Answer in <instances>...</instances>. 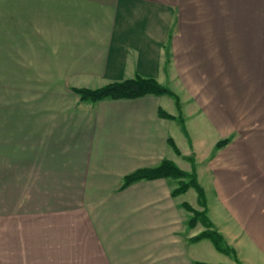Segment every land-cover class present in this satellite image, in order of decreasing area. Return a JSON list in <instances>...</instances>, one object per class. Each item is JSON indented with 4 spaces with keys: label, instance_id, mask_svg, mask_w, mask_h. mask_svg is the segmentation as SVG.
<instances>
[{
    "label": "crops",
    "instance_id": "crops-1",
    "mask_svg": "<svg viewBox=\"0 0 264 264\" xmlns=\"http://www.w3.org/2000/svg\"><path fill=\"white\" fill-rule=\"evenodd\" d=\"M223 1L231 16V0ZM63 2L71 13L59 23L54 45L62 72L46 75V89L35 91L40 102L27 105L24 118L0 121V264L206 263L198 256L211 248L210 240L192 241L204 226L190 227L192 213L184 207L204 208L198 193L193 202L186 199L193 188L174 196L178 179L158 178L121 189L126 175L164 160L189 171L188 157L195 160L210 220L227 240L244 235L254 244L250 255L264 260V41L256 36L238 46L245 73L256 75V90L238 91L260 100L259 124L253 125L243 119L249 108L229 99L234 91L224 78L231 63L228 40L222 36L218 52L207 39L206 33L217 32L210 17L221 13L224 2L215 8L210 3V11L199 0ZM238 5L244 17L264 16V0H235ZM175 10L181 52L172 65L165 45ZM228 24L239 32H264L262 24L252 30L245 20ZM136 75L154 78L179 96L187 134L172 96L84 102L73 91ZM207 75L214 76L213 84ZM185 102L193 103L188 111L194 125L214 134L210 140L203 130L197 138L191 133ZM232 129L239 135L216 150ZM208 188L216 193L212 206Z\"/></svg>",
    "mask_w": 264,
    "mask_h": 264
},
{
    "label": "rangeland",
    "instance_id": "rangeland-1",
    "mask_svg": "<svg viewBox=\"0 0 264 264\" xmlns=\"http://www.w3.org/2000/svg\"><path fill=\"white\" fill-rule=\"evenodd\" d=\"M223 2H219V0H199L198 3L205 4L203 8L210 11V3H214L215 8L216 3L218 5V3L222 4ZM231 2L232 13L231 11L229 12L231 13V16H228L227 2L225 1L223 5L224 9H219L221 13L217 16L210 17V19H213L210 23H215L217 32L206 33L208 37L207 39L214 41L213 44L209 41L210 47H214V50L218 48V52L221 50L220 42L222 41V36L224 35L223 38L228 40L229 43L225 45H229L231 48L229 49L231 63L229 67L230 70H226L225 68L226 74H224V78L227 81V84H229L227 86V88H230L228 91L230 93L234 91L229 99L232 104L239 107V109L245 110L246 107L249 108L246 109L248 110L245 111L246 113L242 111L244 112L243 114H246V118L244 117L243 119L252 122L253 125L259 124V121L257 120H260V117L258 116V113H256L257 104L260 101L258 97L251 95L248 98L245 95H238V91L241 90V87H243V90L240 92L245 91V89L256 90V75H252L249 72L245 73V64L240 63V61L243 62V60L240 59L242 53L238 46L249 44V42L255 40L256 36L264 41V32H239L233 29V26L228 23L233 25L234 23H244V20H246V25L251 26L252 30L256 24L258 28H260V24H262V29L264 30V16L255 17L248 15L244 17L240 14L241 12L244 13L243 5H238L239 10L237 7L234 8L233 6L235 0H231ZM175 11L171 16L173 19L170 26L171 35L169 34L171 38L168 40L167 45H165L166 59L169 61L168 63L173 62L172 65L176 62V57H178L181 52V43L177 41V36L180 35L181 32L176 23V18L179 16V12H177V10ZM194 12L198 14L197 9H195ZM70 13L71 10L64 4L63 0H0V121L11 122L15 119H20L21 116L24 118V114L26 113L25 110L30 108L28 107L29 104L40 102V98L35 94V91L37 87H40L43 90L46 89L44 88L46 85L42 87V83L46 82V75H55L56 72H62L60 68L61 64L57 63V58L54 54V45L59 40L58 35H60V33L58 31L61 30L59 28V23H65L66 19L69 18ZM223 29H225V31L221 32ZM173 40L175 41L176 46L174 45ZM262 77L264 84V75H262ZM246 79L247 81H251L247 87L243 85V81ZM207 82L213 84L215 82L214 76L207 75ZM260 91V94L262 93L264 95V91ZM215 97L216 96H214V98ZM43 98L46 97L43 96ZM181 98L184 101L186 100L185 96H181ZM210 98L213 97H208V99ZM229 99H227L228 103L230 102ZM192 104L193 103L186 104L185 102L187 108V115L185 118H188L189 129L196 138L198 135L202 136L200 132L203 130V137L205 140H210L214 134H211V132L207 130L199 129V126H195L192 122V115L188 111ZM235 110L236 109H232L230 113L233 115ZM238 135L239 132L232 129L229 133L230 140ZM193 160L192 157H188V161L191 164H193ZM199 166L202 167L203 163H199ZM182 170L191 173L193 169L189 171ZM207 179L208 178L202 177L205 186L209 187ZM189 180L190 179L186 177L185 179H180L178 181L180 184L182 181L187 182ZM235 181L238 182L237 178H235ZM215 194L214 191H211L208 188V199L211 206L214 204ZM196 197L197 191L193 188L187 195L186 199L193 202ZM194 209L200 212L204 211V208L198 207ZM205 214L206 217L205 215H201L198 218L197 225L202 224L204 226L203 231L209 229L212 230L207 223V218L212 224L213 222L210 220L207 213ZM213 216L218 222H220L215 213H213ZM213 226L222 234L215 224H213ZM198 232H200V229L194 230L195 234ZM225 241L228 245L236 249V255H226L219 252L213 246L212 242L209 241L211 248L207 251L203 250L204 255L198 256V259L210 264H264L262 255H250V253L255 251L254 244L252 241L246 240L244 235L242 239L239 240L236 239L232 241L225 239ZM190 247L198 249V253H203L202 249L196 247L195 244H191Z\"/></svg>",
    "mask_w": 264,
    "mask_h": 264
},
{
    "label": "trees",
    "instance_id": "trees-1",
    "mask_svg": "<svg viewBox=\"0 0 264 264\" xmlns=\"http://www.w3.org/2000/svg\"><path fill=\"white\" fill-rule=\"evenodd\" d=\"M246 21V20H245ZM249 26V25H248ZM73 91L80 97V100L84 102H97L104 99H134L143 97L146 95H169L175 98L176 105L179 110V121L182 125L184 132L187 134L185 120L181 114V103L178 96L167 86L160 84L154 78H146L140 75H136L133 78L126 79L119 82H112L103 87L96 89L89 88H74ZM163 116L168 118L172 117L163 111ZM230 139H224L219 141L215 148L216 150L226 145ZM170 146L178 153L179 149L174 143L173 139L168 140ZM193 170L191 173L183 171L174 162L170 160L162 161L158 166L151 168H143L136 170L123 178L121 189H125L128 186L142 181V180H153L158 178H173V179H185L188 177L190 180L185 182L182 181L179 186L173 191V195L177 196L187 192L190 188H194L198 193V200L201 206L204 207V213L197 211L190 204L185 203L184 207L192 213V217L189 220V226L195 227L198 222V218L201 215L207 213L206 209V196L203 187L198 182L197 173L195 171V163L193 160ZM207 223L212 230H205L199 235L192 238L193 242L200 241L202 239H209L214 247L223 254L236 255V250L228 245L225 241L224 236L219 233L213 224L208 220ZM197 264H208V263H197Z\"/></svg>",
    "mask_w": 264,
    "mask_h": 264
}]
</instances>
